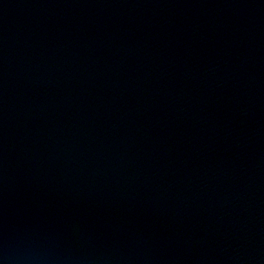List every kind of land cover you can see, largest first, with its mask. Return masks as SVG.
Here are the masks:
<instances>
[{
	"label": "water",
	"instance_id": "95a60500",
	"mask_svg": "<svg viewBox=\"0 0 264 264\" xmlns=\"http://www.w3.org/2000/svg\"><path fill=\"white\" fill-rule=\"evenodd\" d=\"M0 264H264V0H0Z\"/></svg>",
	"mask_w": 264,
	"mask_h": 264
}]
</instances>
